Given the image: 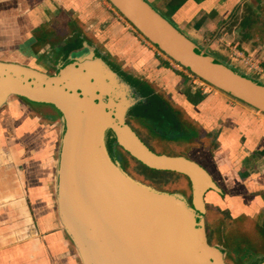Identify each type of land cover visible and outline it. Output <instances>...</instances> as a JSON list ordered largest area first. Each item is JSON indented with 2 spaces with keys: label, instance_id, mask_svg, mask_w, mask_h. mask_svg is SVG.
I'll list each match as a JSON object with an SVG mask.
<instances>
[{
  "label": "crops",
  "instance_id": "obj_1",
  "mask_svg": "<svg viewBox=\"0 0 264 264\" xmlns=\"http://www.w3.org/2000/svg\"><path fill=\"white\" fill-rule=\"evenodd\" d=\"M148 1L201 48L223 54L245 72L233 56L236 47L264 71V0ZM54 20L65 27L62 35L82 34L135 77L171 95L198 126L199 139L210 135L215 140L210 152L197 149L192 155L222 190L221 195L210 192L207 204L228 210L233 222L253 228L248 234L235 228L233 240L226 244L218 236L213 246L230 251L241 243L240 250L247 247L257 254L253 244L264 243V114L219 90L203 96L183 73L143 45L105 0H0V60L35 68L41 49L36 34ZM254 74L264 83L261 74ZM4 116L0 264H81L60 226L54 195L60 118L54 114L57 119L49 120L31 107Z\"/></svg>",
  "mask_w": 264,
  "mask_h": 264
},
{
  "label": "water",
  "instance_id": "obj_2",
  "mask_svg": "<svg viewBox=\"0 0 264 264\" xmlns=\"http://www.w3.org/2000/svg\"><path fill=\"white\" fill-rule=\"evenodd\" d=\"M106 1L170 60L264 114L262 81L218 61L148 0ZM87 46L88 53L51 66L54 73L0 60V109L17 97L61 114L54 195L60 226L80 263L227 264L226 250L210 245L205 230V196L221 189L195 161L158 155L139 139L126 123L134 106L129 86ZM110 133L147 168L186 177L192 203L130 176L109 146ZM252 264H264V255Z\"/></svg>",
  "mask_w": 264,
  "mask_h": 264
},
{
  "label": "flooded vegetation",
  "instance_id": "obj_3",
  "mask_svg": "<svg viewBox=\"0 0 264 264\" xmlns=\"http://www.w3.org/2000/svg\"><path fill=\"white\" fill-rule=\"evenodd\" d=\"M53 26L51 23V27L49 26L46 30L41 31L40 39H39L40 42L37 38L38 43H41L39 45V47L41 48L40 54H42V52L44 51L45 52L44 54L48 60L47 61V60H45V57L40 56L37 62L40 65V67H43L45 69V71L53 73V70H51L50 62L52 64H54L55 69H56L62 59L67 60L70 56L75 55V54L77 55V53H80V52L81 53L82 52L88 53V46L87 45H89L91 48L96 50V51H94L96 54L100 52L104 55V56H102L104 62L109 66V68L113 72H115L122 79L123 84L129 86L130 91L128 92L127 97L130 101L134 102V106L130 110V113H131L130 116L132 117V119L141 120L144 123V125L147 127V129L154 132L153 137H155V138H152L153 140L150 141L152 144L149 143L148 140H145L144 137L139 133V131L135 127H133L130 123H127V121H126V123L136 133V135L139 137V139L152 152H154L158 155L169 156L165 153H167L168 150H170L168 148L171 147V148H174L175 150L178 151V155L177 156H169V157H186V158L194 161L192 159V155H193V153H195V151L197 149L206 150L209 152L211 151L212 144H213L212 139L211 138L204 139L205 141L199 139L198 132H200V131L198 129V126L196 125V123L193 120H191L189 117L186 116V111H185L184 106H182L181 104L176 102V100H174V98L171 95L167 94L164 91L158 90V88L154 87V85H152L151 83H149L147 81H141L140 79H138L137 77L133 76L130 73H127L123 69H119L118 67H115L111 63V60L116 59V57H113L108 51L104 50V48L101 49L97 45H94L93 43L86 40V38L82 34H78L76 32L74 33V31H71V32H66V34L63 35L64 36L63 37V36H61L60 32H54L53 28H55V27H53ZM57 33H60V35L58 38V42H55L52 37H53V35H56ZM85 43H87V45ZM81 53L78 56H80ZM137 97H140L141 100L140 99H139V101L135 100ZM27 102L30 105H34V103H31L29 101H27ZM30 107H32V106H30ZM186 132L188 134H189V132L193 133V135L190 137L186 136L185 135ZM155 135H158V136L160 135L159 138L161 139V141H159V139H156ZM210 139H211V141H210ZM113 145H115V139H112V148L111 149L113 151V154L115 155V158L120 161V164H122V167L124 169L126 166L125 165V159L122 158V155L120 154V152L116 154L115 149L116 148H118L119 150L121 149V151H123L125 157H126L127 152H125L120 146H117V145L113 146ZM153 145H159L160 147H155ZM135 161H136V164H138L140 166V168L142 169L141 172L146 177H151L149 175V173L143 168V166H141L142 164L140 162H138L137 160H135ZM200 166H202V165H200ZM173 174H175V173H173ZM177 175H179V174H177ZM179 176H182V175H179ZM210 176H211V174H210ZM212 179H213V177H212ZM214 182L217 184V182L215 180H214ZM217 186L221 189V187L218 184H217ZM210 192H214V191H209L205 196L206 210H207L206 197ZM219 194L220 195L222 194V190H221V193H219ZM191 203H192V197L190 200V204ZM207 218L208 217L206 214L205 215V230H206L208 243L210 245H213V241L211 238L212 232L214 233L217 230L218 231L223 230L224 232L227 230L228 234L231 232L229 227L226 228L225 227L226 225H224V224L221 226L218 225L217 229L212 227L215 230H213V229L211 230V228H209L210 226L208 225ZM246 232L247 231H244L243 233H246ZM216 234H218V233H216ZM247 250H249V249H247V247L243 248V251H247ZM249 255H251V254H249ZM252 255H253V253H252Z\"/></svg>",
  "mask_w": 264,
  "mask_h": 264
},
{
  "label": "rangeland",
  "instance_id": "obj_4",
  "mask_svg": "<svg viewBox=\"0 0 264 264\" xmlns=\"http://www.w3.org/2000/svg\"><path fill=\"white\" fill-rule=\"evenodd\" d=\"M152 4V3H151ZM153 5V4H152ZM154 8H156V10H158L161 14H163L164 12L157 6V5H153ZM111 11V10H110ZM112 12V11H111ZM113 13V12H112ZM114 15V13H113ZM164 17H166L170 22L173 23V21L169 18L170 16L167 15L166 13L163 14ZM115 16V15H114ZM257 22H260V20H257ZM52 23V26L55 27L53 28L54 32H60L61 33V36L62 35V32H65V27L62 26L60 24V21L58 20H54ZM51 23H49L48 27L50 26L51 27ZM68 24V23H67ZM48 27H45L43 30L41 28L42 31L46 30ZM60 28V30H59ZM40 30V31H41ZM132 32V31H131ZM60 33H57L56 35H53V39L55 42H58V38H59V35ZM136 37L143 43V45H145L147 48H149L150 50H152L155 55L160 59L162 60V62H164L165 60H163L162 56H160V51L157 50V48L155 47H149L148 45H146V43L142 40L141 37H139V35L136 33V32H133ZM38 40L40 39V34L39 32L36 34ZM40 42V40H39ZM53 43V42H52ZM41 43H39L40 45ZM45 52L43 51L42 54H40V56L42 57H45V60H47L45 54ZM218 61H221V62H224L226 64H228L229 66L237 69V70H240L238 68L235 67V65H232L229 62V60L221 53H217L215 51H211L210 52ZM233 53V52H232ZM73 57H75V55H72ZM71 57V56H70ZM69 57V58H70ZM6 58V57H4ZM68 58V59H69ZM68 59H62L60 61V63H63V62H67ZM48 61V60H47ZM237 62V61H236ZM59 63V64H60ZM111 63L115 66V67H118L119 69H123L124 71H126L127 73H130L134 76L133 73L125 70L126 67L124 66V63L122 61H120L118 58L114 59V60H111ZM239 63V62H238ZM51 66L55 67L54 64H52L50 62ZM171 62H170V66H171ZM239 65H241L239 63ZM33 66L35 68H38L40 70H44L40 67V65L38 63H35L33 64ZM59 66V65H58ZM57 66V67H58ZM244 68V67H243ZM171 69L174 70V68L172 67ZM45 71V70H44ZM55 71V70H54ZM53 71V73H54ZM176 71V70H174ZM47 72V71H46ZM177 72V71H176ZM245 72L247 73V75L251 74V72H248V70H245ZM244 72V73H245ZM50 73V72H48ZM177 73H181V72H177ZM252 75H254V77L252 76V78L254 79H257V77H255V74L252 73ZM250 76V75H249ZM259 80V79H257ZM141 81H146V80H141ZM32 106L31 108H33V110H35L36 112L42 114L45 118L51 120V119H57L54 114L57 116V113H56V110L49 106V105H43V104H34V105H30L25 99H22V98H17V97H13L11 98L8 103L2 108L0 109V122L2 121L3 117H5L4 115L7 114V113H13V112H16L17 109H19L21 107V109L23 108H28ZM131 110V109H130ZM130 110L128 112V115L126 117V121L127 123H130L133 127H135L139 133L144 137L145 140H148L149 143H151L150 141H152L153 139L152 138H155L153 137V133L152 131H150L149 129H147V127L144 125V123L141 121V120H135V119H132V117L130 116ZM6 118V117H5ZM60 125V124H59ZM59 148L61 146V139H62V134H61V126H59ZM8 134L10 133L9 131L7 132ZM156 134V133H155ZM186 136H192L193 133H190L189 134L186 132L185 134ZM156 136V139H159V141H161V139L159 138L158 135H155ZM208 138H211L210 135H208ZM211 141V139H210ZM212 141L214 145L215 143V140L213 139ZM152 144V143H151ZM115 146V145H113ZM155 147H160L159 145H153ZM112 147V145H111ZM184 148V147H183ZM168 149V152L165 153L169 156H177L178 155V151L175 150L174 148H171L169 147ZM122 155V158L125 159V168L124 170L132 177H134L136 180L142 182L143 184L147 185V186H150L152 188H154L155 190L157 191H161V192H165V193H169V194H176V195H180V196H183L185 197L189 202L191 200V197H192V190H191V183L190 181L183 177V176H179L177 174H161V175H157V176H153V177H146L141 171L142 169L140 168V166L138 164H136V161L131 157L129 156L127 153H126V157L130 160H128L123 151H121V149L119 150L118 148L115 149V153H119ZM182 153V152H181ZM118 162L120 163V161L118 160ZM122 165V164H121ZM212 196L213 195V192H211L209 194V196ZM208 196V198H209ZM57 206V204H56ZM207 220H208V225L210 226L209 228H211V230L213 229L212 227L216 228L217 229V226L218 225H226L225 227H229V229L231 230L230 232V235L228 234L227 230L224 232L222 231H215L214 233L212 232L211 233V238H212V241H213V244H215V238L217 236H219L223 241L226 240V244H227V240L228 241H231L233 240L232 239V232L234 231L235 228H240L242 229V233L243 231H249L251 230L253 227L251 225H248L245 223H242V222H233L232 219L230 218V214H229V211L228 210H225V211H222L221 208L219 207H216L214 206V204L212 203H208L207 204ZM261 228V227H260ZM210 230V231H211ZM215 230V229H213ZM246 232V233H247ZM218 233V234H216ZM66 234V233H65ZM254 234H251V239L253 238ZM264 236V235H263ZM261 236V237H263ZM68 237V236H67ZM69 238V237H68ZM241 242V241H240ZM228 246V245H227ZM238 248L236 249H233V248H230V252H228V250H226V253H227V259H226V262L228 264H252L254 261H256L259 257L263 256L261 254H259L260 252L264 253V243L262 244H253L254 247H252L251 249H255V251H258L257 254L253 253L252 251H243V250H240L241 247V243L237 244ZM248 249V248H247ZM242 251V252H241ZM253 255H252V253ZM246 253V254H245ZM251 254V255H249ZM229 257V258H228Z\"/></svg>",
  "mask_w": 264,
  "mask_h": 264
},
{
  "label": "built area",
  "instance_id": "obj_5",
  "mask_svg": "<svg viewBox=\"0 0 264 264\" xmlns=\"http://www.w3.org/2000/svg\"><path fill=\"white\" fill-rule=\"evenodd\" d=\"M106 1V0H105ZM107 6L109 8V10H111L115 17L121 21L122 23H124L126 25V27L132 31V32H136L139 37L142 38V40L146 43V45H148L149 47H154L152 44H150L146 39H144L136 30L135 28L130 25L123 17L120 13H118L113 7L112 5H110L107 1ZM156 48V47H155ZM158 50V49H157ZM160 56H162L163 60H165V62H167L168 64H171V67L174 68V70H176L177 72H181L183 73V75L185 76V78L190 81L193 86L198 89L201 94L203 96H208L210 94H212L214 91H216L217 89H215L213 86H211L210 84L204 82L203 80H201L200 78L196 77L194 74H192L191 72H189L188 70L182 68L179 64L173 62L172 60H170L168 57H166L163 53H159ZM233 56L235 58V60L237 62H239L246 70H248V72L251 73H257V74H261L262 75V79L264 81V71L260 68V66L258 65V63L256 61H253L250 57H247L242 51L238 50V48H234L233 49Z\"/></svg>",
  "mask_w": 264,
  "mask_h": 264
},
{
  "label": "trees",
  "instance_id": "obj_6",
  "mask_svg": "<svg viewBox=\"0 0 264 264\" xmlns=\"http://www.w3.org/2000/svg\"><path fill=\"white\" fill-rule=\"evenodd\" d=\"M52 107V106H51ZM54 108V107H53ZM55 109V108H54ZM56 110V109H55ZM56 112H57V118H60L61 117V114L56 110ZM109 136H110V139H109V146H110V148H112L111 147V145H112V139H114L113 138V135L110 133L109 134ZM141 166H143V168L149 173V175L152 177V176H157V175H161V174H173V173H169V172H160V171H156V170H151V169H149V168H147L146 166H144V165H141ZM148 175V176H149Z\"/></svg>",
  "mask_w": 264,
  "mask_h": 264
}]
</instances>
